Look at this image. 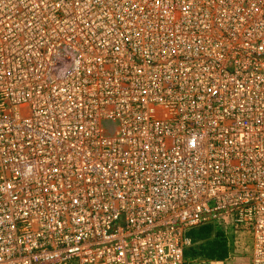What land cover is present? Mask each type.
I'll list each match as a JSON object with an SVG mask.
<instances>
[{
    "label": "built area",
    "instance_id": "1",
    "mask_svg": "<svg viewBox=\"0 0 264 264\" xmlns=\"http://www.w3.org/2000/svg\"><path fill=\"white\" fill-rule=\"evenodd\" d=\"M217 221L264 264V0H0V264H190Z\"/></svg>",
    "mask_w": 264,
    "mask_h": 264
},
{
    "label": "rangeland",
    "instance_id": "2",
    "mask_svg": "<svg viewBox=\"0 0 264 264\" xmlns=\"http://www.w3.org/2000/svg\"><path fill=\"white\" fill-rule=\"evenodd\" d=\"M218 228H222L223 231L229 228L222 221H217L210 225H205L200 228H196L189 232V237L191 239V245L188 248H194L202 244L212 242L215 239V232ZM232 233V232H231ZM231 239L232 243V254L223 260H214L211 262H202L199 260L191 261L190 264H250V249H249V239L244 234L232 233ZM228 240V241H229ZM187 248V249H188Z\"/></svg>",
    "mask_w": 264,
    "mask_h": 264
},
{
    "label": "trees",
    "instance_id": "3",
    "mask_svg": "<svg viewBox=\"0 0 264 264\" xmlns=\"http://www.w3.org/2000/svg\"><path fill=\"white\" fill-rule=\"evenodd\" d=\"M231 232H234L231 227L225 231L222 228H218L215 232V239L212 242L186 249L184 252L185 261L191 262L193 260H199L202 262H211L226 259L232 254V243L231 239L229 240L233 236Z\"/></svg>",
    "mask_w": 264,
    "mask_h": 264
}]
</instances>
